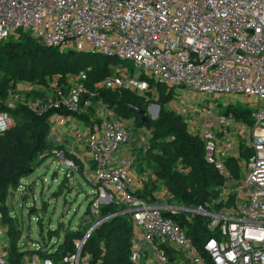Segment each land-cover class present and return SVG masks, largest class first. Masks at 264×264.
I'll use <instances>...</instances> for the list:
<instances>
[{"label":"built area","instance_id":"obj_1","mask_svg":"<svg viewBox=\"0 0 264 264\" xmlns=\"http://www.w3.org/2000/svg\"><path fill=\"white\" fill-rule=\"evenodd\" d=\"M22 34L60 51L126 59L135 67L110 64L111 73L93 90L86 70L68 73L62 85V76H55V90L43 97L29 98L34 85L26 80L11 86L8 107L21 104L39 115L56 110L49 118L51 138L66 147H84L91 163L84 175L96 187L93 212L75 229L81 236L74 239V249L56 260L64 241L54 252L36 242L37 250L52 256L37 252L24 264H103L85 250L86 241L120 212L132 220L130 264H264V0H0V43ZM163 86L175 96L188 88L194 99L205 97L193 117L185 98L177 106L180 114L188 111L195 125L190 132L200 136L206 161L222 177L217 195L204 204L180 203L152 172L138 184L134 149L150 144L151 129L117 115L102 100L82 98L107 89L158 101ZM213 96L224 98L228 107L238 99L256 104L244 106L251 120L233 111L215 114L208 101ZM91 107L89 122L75 115ZM14 124L8 111L0 112V134ZM236 132L239 139H227ZM220 146L234 149V155L223 158ZM241 165L247 170L243 178L234 171ZM150 178L158 181L156 190L147 197L136 194ZM111 203L124 209L101 216L100 208Z\"/></svg>","mask_w":264,"mask_h":264},{"label":"trees","instance_id":"obj_2","mask_svg":"<svg viewBox=\"0 0 264 264\" xmlns=\"http://www.w3.org/2000/svg\"><path fill=\"white\" fill-rule=\"evenodd\" d=\"M111 60L114 59L99 54L76 50L60 51L58 48L47 47L29 34L0 43V112L8 111L15 120L11 128L0 134V214L1 219L9 226L7 236L11 247L7 264H24L26 256L37 252L44 257L52 256L48 251L29 250L27 245L22 248L13 245L21 237V231L12 225L15 217L10 215L6 201L9 189L17 187L23 177L36 169L35 161L42 152L58 147L63 148L65 154L69 153L67 147L57 144L50 135L49 118L56 110L39 115L21 104L15 108L8 107L5 100L10 88L17 82L26 80L34 85L27 91V96L43 97L47 91L55 90L52 87L55 76H62L59 83L62 85L68 73L86 70V84L93 90L97 81L111 73ZM164 89V86L160 88L158 102L162 111L160 118L165 125L159 128L156 121L148 119L143 122L141 115L131 108L132 105L140 106L143 100L131 91L99 89L97 95L87 93L82 98L91 96L95 102L102 100L116 114L124 113L120 116L126 119L133 117L139 126L152 127L150 144L146 148H140L137 151L138 156L151 165L152 173L156 174L158 181L163 182L180 203L189 206L204 204L217 195L222 177L206 161L205 147L200 136L192 134L186 118L170 107L172 94L167 92L164 95ZM94 111V107H91L87 112L75 115L89 122ZM230 111L237 118L246 117L248 113V109L241 105L228 107L227 112ZM231 161L228 160L229 163ZM158 181L150 178L136 194L149 196L156 190ZM122 209L124 206L111 203L102 206L100 214L104 217ZM174 218L184 223L181 216ZM39 220L42 221V218ZM80 236V230H69L61 252L55 254L56 260L72 251L74 239ZM132 244L131 216L129 213L120 212L101 224L86 241L85 250L91 252L95 260L101 257L103 264H130ZM103 248L105 253L102 256Z\"/></svg>","mask_w":264,"mask_h":264},{"label":"rangeland","instance_id":"obj_3","mask_svg":"<svg viewBox=\"0 0 264 264\" xmlns=\"http://www.w3.org/2000/svg\"><path fill=\"white\" fill-rule=\"evenodd\" d=\"M110 64L116 67H124L129 71H135L134 64L130 60H111ZM167 91L168 89L165 88L164 95ZM185 93L188 97H183ZM183 96H175L172 93L169 101L171 107L177 111L178 104L182 103L185 98L184 107L189 110V107H192L190 117H193V114L199 115L200 113L198 112L202 110L204 105L200 101L205 97L199 98V101L194 99L195 93L188 88L184 89ZM224 100V98L216 96H213L212 99L209 98L208 101H211L216 108L215 114H226L228 105ZM194 102H196L195 106L192 104ZM140 103L139 105L147 110L149 121H156L158 128L165 125L160 118L162 111L161 104L158 101H153L149 98L143 99ZM231 104L233 105L231 107L241 104L244 109H246L244 106L247 105L251 108L256 107V104L243 103L239 99ZM261 105L264 106V103ZM193 107H196V109H193ZM117 114L124 115V113ZM182 115L189 122L188 129L190 131V120L187 118L188 111L185 110ZM246 117L248 121L251 120L249 113H246ZM150 129L152 131L153 128L151 127ZM239 138L240 135L236 132V134L229 136L227 139ZM68 149V154L64 153L63 148L58 147L42 152L35 161L36 169L23 177L17 187L9 189L6 204L10 215L15 217L12 225L21 231V237L13 245H17L19 248L27 245L29 250H36V242H41L45 246L52 247L51 252H54L58 248L57 246L64 241L67 232L83 227L84 219L93 212L95 203L93 193L96 187L94 186L95 183L86 179L84 175L85 167L91 164L87 151L76 147ZM135 151H138L137 147L134 149ZM234 151V149L226 150L223 146L219 148L223 158L233 156ZM62 152L64 153L63 158L58 155V153ZM135 155L133 168L137 175V180L140 181L141 176H148L152 172V167L147 164V161H143L141 156H138V152ZM65 159L73 161L77 168L69 165ZM246 159L239 158L238 162H246ZM234 171L240 178L247 174L246 168L242 165L234 168ZM40 217L42 221L39 220ZM8 227L5 220L0 218V257L4 260V264H7L11 255L10 239L7 236Z\"/></svg>","mask_w":264,"mask_h":264},{"label":"water","instance_id":"obj_4","mask_svg":"<svg viewBox=\"0 0 264 264\" xmlns=\"http://www.w3.org/2000/svg\"><path fill=\"white\" fill-rule=\"evenodd\" d=\"M126 60V59H125ZM131 108L134 110V111H136V112H138L139 113V115H141V117H142V121L143 122H147L148 121V116H147V111L145 110V109H143L142 107H140V106H131Z\"/></svg>","mask_w":264,"mask_h":264},{"label":"crops","instance_id":"obj_5","mask_svg":"<svg viewBox=\"0 0 264 264\" xmlns=\"http://www.w3.org/2000/svg\"><path fill=\"white\" fill-rule=\"evenodd\" d=\"M183 103V102H182ZM181 104V103H180ZM180 104H178V105H180ZM170 106H171V104H170ZM173 108V107H172ZM194 121H192V122H190V125H191V128L192 127H195V125H194V123H193ZM72 147H74L73 145L71 146V145H69V146H67V148H72ZM75 148V147H74ZM77 149H84V147H82V146H77L76 147ZM85 150V149H84ZM87 156H88V154H87ZM133 173H134V175H135V181H137L138 182V184H141L142 183V179H140V181H138L137 180V175H136V173H135V171H134V168H133ZM141 176V175H140ZM141 178H143L142 176H141Z\"/></svg>","mask_w":264,"mask_h":264}]
</instances>
